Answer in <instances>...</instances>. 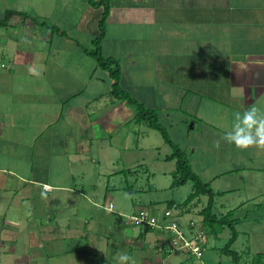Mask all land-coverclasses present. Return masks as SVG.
Returning a JSON list of instances; mask_svg holds the SVG:
<instances>
[{"label":"crops","instance_id":"1","mask_svg":"<svg viewBox=\"0 0 264 264\" xmlns=\"http://www.w3.org/2000/svg\"><path fill=\"white\" fill-rule=\"evenodd\" d=\"M42 1L12 0L10 2L15 4L11 9L6 7L11 3L4 5V0H0V18L7 10L23 12L20 8H26L24 12L37 15L38 22L14 15L7 27L0 28V67L6 69L0 72V257L5 264H28L37 260L35 256H39L41 250L28 256L23 248L17 250L20 241H30L33 248L42 249L55 246L62 238L71 239L73 245L75 238L81 237L89 242L90 249L86 250H92L89 258L97 262L99 256L94 252V240H88L89 234L85 231H90V223L95 226L96 218L103 222V218L111 216L113 194L111 196L106 189L100 197L99 182L94 179L91 187L95 192L91 191L92 196H82L86 200V216L80 212L82 205L62 215L65 208L60 204L72 192L80 193L78 188L83 191V187L73 185V180L74 173H80L89 164L87 156H91L97 175H104L103 170H98L99 160H95L94 151L99 147L111 149L115 135H121L124 127L134 122L136 112L111 96L112 88L97 90L96 83L104 84L96 77L100 68L95 59L92 63L81 62L89 55L78 45L73 48L68 41V48L57 47L60 57H56L53 48L48 51L57 35H63L50 32L44 18L52 20L53 26L68 23L70 30L78 29L81 38H91L88 42L92 44L99 33L98 21L103 8L90 6L86 0H46L53 8L47 12ZM109 1L111 12L102 41L106 52L118 51L124 45L122 39L135 37L131 34L134 28L138 39L132 38L131 43L148 44L146 54L143 49H130V60L121 64L122 84L126 79L128 92L146 106L150 98L152 108L159 110L160 119L171 120L175 111H181L186 113L179 119L182 124L194 122L192 130L202 126L210 131L206 133V143L196 139L193 146L196 152L197 148H203L196 172L212 183L215 192L224 193L217 197L224 198L232 192L238 194L235 202H239V208L255 205L258 209L264 208V0ZM95 9L98 12H94ZM29 38L37 40L35 48H25ZM10 53L13 56L6 65L3 60ZM85 64L93 68L90 75L82 77ZM135 73H142L148 82L145 80L138 85ZM77 83L81 85L79 90L74 89ZM4 86L10 88L4 89ZM38 96L43 101L38 102ZM174 96L176 100L171 105ZM176 101L181 103L176 104ZM35 115L47 119L44 122L40 119L38 124ZM217 140L224 147L219 146L222 152L214 156ZM128 142L126 137L122 144L125 151L129 148H126ZM104 152L109 157L108 151ZM118 158L114 156L110 162L113 168ZM204 160L209 161V170L205 168L206 162H201ZM76 166L78 169L74 170ZM81 194L83 192L80 198ZM108 197L109 204L106 203ZM225 203H228L227 198ZM151 206L150 210L155 209L158 214L159 207L153 202ZM174 209L177 208L167 210ZM59 214L62 215L60 221ZM179 215L184 216L180 211ZM42 216L46 217L44 223L37 225L35 218L41 220ZM80 218L88 225L82 234L79 233L81 227L73 225ZM122 218L121 223L125 224L127 221ZM62 220L67 225L63 231L60 229L62 237H58L56 231ZM109 223L99 225L96 231L92 227L90 237L98 234V230L109 233ZM19 225L23 231L27 227L37 232L30 231L32 238L27 239L19 232ZM149 233L155 243V250L149 253L151 261L167 260L172 264V254L178 248L168 253L164 251L170 246L167 244L160 249L167 234L160 230ZM120 234L122 238L126 236V244L145 251L144 236L148 234L139 237L142 242L138 238L134 240L132 228L131 233ZM109 235L112 239L115 234ZM187 235H196V232ZM10 243L15 247L8 249ZM183 253L188 259V254ZM134 258L133 264L149 263L147 257L142 262L140 256ZM84 261L83 264H88ZM181 261L187 260L184 257Z\"/></svg>","mask_w":264,"mask_h":264},{"label":"rangeland","instance_id":"2","mask_svg":"<svg viewBox=\"0 0 264 264\" xmlns=\"http://www.w3.org/2000/svg\"><path fill=\"white\" fill-rule=\"evenodd\" d=\"M10 1L12 0H7V1L4 0L5 2L4 5L11 3ZM42 2L44 3L45 6L43 8L46 9L47 12L50 9H53L52 7H50V4L46 0ZM14 4L11 3L10 6H6V7L12 9L14 7ZM79 7H82L81 3ZM20 9H22L23 12L26 10V8H20ZM93 11L98 12L96 11V9ZM31 16L33 17V20L36 21L37 15L34 14ZM44 22H46L47 25L52 27L54 25L52 24V20L46 18H44ZM55 25L56 27L54 26L55 28L51 29L50 32H56V33L64 32L65 34L62 37L56 34L57 38L54 39L53 43L49 44L50 46H48L49 48L48 51H50L51 48H53L55 51L57 47H60V49L64 47L68 48L66 44L68 41L72 42L73 48L76 45H78L82 50H88L93 47V45L90 42H88V39L91 38L85 37L84 39H82L81 38L82 36H80V32L78 31V29L77 31L75 29L70 30L68 28L69 26L68 23L67 24L55 23ZM124 28L128 30L130 27H124ZM131 34L135 35V37H125L124 39H122L121 44L124 45H121L119 50L115 51L112 54H108L106 52V46L102 45L104 50L103 51L104 56L113 57L119 60V62L123 65L124 63L126 64L130 60V49L132 51L134 47L137 49L139 48L141 50L143 49L146 54V51L148 50L147 47L148 44L134 45L133 42L131 43L132 41L131 39L137 38L136 37L137 30L135 28L132 29ZM123 40L126 41V43H123ZM32 43L33 45H30ZM37 45H38L37 40H31L30 38L27 39L24 44L25 48H35ZM56 55H57L56 57H60L61 53H58V50H56ZM12 56L13 54L10 53L9 56L5 60H3L6 65H9ZM77 57L78 55H75V58ZM68 58L69 55L67 56L66 59ZM86 60L87 63L95 62L94 58L91 57L90 55L89 57L86 56L83 57L81 59V62L82 61L85 62ZM92 68H93L92 65L85 64L83 69L84 74H82V77L85 76L86 74L90 75L92 72ZM5 70L6 69L0 67V72L4 73ZM129 76L130 75H127L126 78L129 79L130 78ZM135 76H136L135 80L138 85H140V82H144L145 80L148 82V78H144L142 73H140L139 75L135 73ZM96 77L104 81L103 82L104 84L102 85L96 83L97 90L108 91L109 89L112 88V81L109 73L106 70L100 68L97 71ZM123 79L124 77H123V69H122V80ZM14 83H16V81H14ZM77 84L76 86H74V89L77 88L79 90L81 88L80 87L81 85L80 83ZM91 85L94 86L93 82L91 83ZM121 85L125 90H127V88L129 87L127 86L126 79L123 81V84L121 81ZM8 88L10 87L6 86L4 89H8ZM18 98L19 97L17 96V100ZM37 99L38 102L43 101V98L40 96H38ZM175 100L176 97L174 96V98L171 99L172 102L171 105L174 104ZM11 101L13 102V100ZM152 102L153 101H151V99L149 98V101L146 103L147 104L146 107L148 108L154 107L152 105ZM177 103L180 104L181 102L176 101V104ZM125 105L130 107L132 110H135L129 104L126 103ZM161 109L164 110L162 106ZM171 112L174 111L172 110ZM38 113H40V111ZM181 114L184 116L186 113L181 111L177 113L175 111L171 120L170 119L166 120L164 117H161L160 122L171 133L173 141L178 143L183 149H185V151L187 152V156L190 159V162L194 170L196 171V163H198L199 158H202V156L199 154H201L203 148L201 149L197 148V152H196V147H194L193 145L196 139L201 143H206L208 141L206 139L207 137L206 133H210V131L203 129L204 127L202 126H198L197 129L192 130V128L194 127V122L191 123L189 122L188 125L186 123L182 124L181 123L182 121H179V119H182ZM35 117H37L36 120L38 124H40L41 121L42 122L46 121L47 119L46 117L40 118L41 119L40 121L38 115H35ZM188 130L192 133H187ZM196 133H198L200 137ZM126 137L127 139H129L128 145L126 147V148L129 147L127 151H125L122 147L123 140L126 139ZM215 137L217 139L218 136L216 135ZM208 139L210 140L211 137H209ZM219 144H220V140H217L216 149H213L214 156L222 152L219 146L224 147V145L223 144L219 145ZM110 147L111 149L108 148L103 149L102 147H99L97 149V152L94 151V158L95 160H99V162L96 164L98 166V170H100V172H102L101 170H103L102 173H104V175L106 174H111V175L109 177L108 176L105 177L104 175L98 176L96 169L93 167V164L91 163L92 161V159L90 158L91 156L90 155L87 156V159L89 160V164L87 163L86 169L83 168V171H81L78 174L77 172L76 174L74 173L75 180H73V185L75 187L84 188L83 191L78 188L80 193L83 192V194H81V198H80V193L72 192L70 194V197L69 198L64 197L63 203L60 204L61 206H63V208H65L62 209L61 211L62 215H64L71 209H74L76 211L82 205L83 207L82 209L80 208V212H82V214L86 216L87 215L85 214V212L87 211V208L85 207L86 200L82 196L84 195L92 196L93 193L91 194V191L95 192V188L91 187V182H93L92 180L95 179L94 181L99 182L97 183V185L99 192L98 194L100 195V197H101V193L106 190V188H103L104 185L105 187L109 185L110 188L109 193L111 196L112 194L114 196L112 198L113 209L110 212L111 216L107 215L108 218L106 219L103 218V222H100L99 219L96 218L95 226L92 223H90L89 224L90 231L88 230L85 231L87 234H89L88 240H92V239L94 240V244H95L94 252L99 256V258H97V262H92V260L89 258L90 256L88 255V253L89 252L92 253V250H89V252L86 251L87 249H90L89 242L87 240L82 239L81 237H78L75 238L76 243H74L73 245L71 244L72 242L71 239L64 241V239L62 238V239H58V242H56L55 246L53 247L51 246V248L47 247L42 249L40 247L33 248L31 246L30 241L27 242L20 241L19 243L16 242L19 245L17 247V250L21 251V248H23V251L28 256L30 253H33L34 251L39 252L41 250V253L39 252V256L38 255L35 256L37 260H33L28 264H83L82 261L84 260H87L86 262L85 261L84 262L88 264H95V263L96 264H133L136 262L134 258L136 256L137 258L140 256V262L143 261L144 257H147L146 260L149 261V263L146 264H164V263L170 264L167 260H165L164 262L155 259L151 261V259L149 258V253L151 252V250L153 251L155 250L154 249L155 243L153 236L150 237L149 236L150 233L146 231L148 228H145L146 229L145 230L142 228V226L129 221L126 222L128 224L127 226L125 225L126 223L125 224L123 223V221L121 223L123 216L125 217L126 221L128 219L134 221V218L137 216H133V215H138L137 213L139 209L150 210V208H153L151 206L152 202L154 203V205L159 207L157 209V213H158L157 227L159 230L161 228L172 227L171 230L177 233L179 238H180V234L184 236L182 242L189 243L191 240H194V238L196 237V246L197 245L199 246L200 244L202 246L200 255H197L196 257H191L187 255L188 259L183 253L185 251L184 249L181 250L180 248H178V250L173 249V251L174 250L175 251L172 254L171 257L172 259L170 260L172 264H180V262H182L181 260L184 259V257L187 261L182 262V264H234L231 256L221 253V249L227 244L229 238L231 237L230 228L226 226L221 227L219 225H215L212 228L213 230H211L210 227L208 228L206 226L204 227L203 217L199 215V211H201L202 208L207 204V197H203L202 203L196 200V202L198 203H195L194 205L195 207H192L191 211L186 212L184 216H182V218H180L181 216L179 215V209L178 210L174 209L173 211L167 210L168 209L167 204L171 200H176L178 203H183L192 192L193 185L189 182L184 186L178 188H172V182H173L172 173L176 169V163L165 161L164 157L166 155L172 154L173 149L169 144L165 142L160 132L150 128L146 122H143L141 124H136L134 121L132 124L124 127V132L121 135L119 134L115 135V142L113 143V145H110ZM119 147L121 151L119 150ZM136 147L137 149H134ZM208 147L210 148V146ZM104 151H108V153L110 154L109 157H107ZM117 155L119 157L118 158L119 160L115 168H113L110 165V162L113 160L114 156ZM116 158L117 157H115V159ZM216 161L220 163L219 159H216ZM201 162L204 163L206 162L205 168L210 166L207 163L209 162L207 160ZM75 169H78L77 166L74 167V170ZM124 169H131L133 172L130 174H117V175L114 173L116 171L118 172ZM207 169L209 170V168ZM108 179H110L109 182H107ZM231 193L232 192H229V194L224 198L216 197V204L213 211L217 217H222L223 215H226L228 212L235 210L234 219L238 222L236 224V229L240 234L237 242L233 246V249L238 251L242 256L241 264H251L255 254L264 253V208L258 209V207L255 205V206L247 207V209L246 208L241 209L238 206L239 202H235L238 201L236 200L238 194L235 193L231 194ZM110 197H108V200L106 202L107 204L110 203L109 200ZM226 198L228 199V203L224 204ZM102 200H104V197L102 198ZM59 201L60 199H58V202ZM61 214L57 216L59 217L58 221H60L62 218ZM164 217H166V219H164ZM44 219H46L45 216H42L41 220H37V218H35V223L41 226L44 223L43 221ZM108 222H110L109 225L111 226L109 229L111 231H109V233L106 231L99 232L98 230V234L94 233L93 235L94 237H90V232L92 231V227L95 229V230L93 229V231H96L99 225L101 224L106 225ZM66 225L67 224L65 220L59 222L58 230L56 231L58 237H62L61 232L59 231L61 228L63 231L66 228ZM73 225H75V227H81L82 230H79L80 234H82V231L84 232L85 227L88 226L84 218H80L79 220H76V222H73ZM144 226L146 227V225ZM21 227L22 226L19 225V229H20L19 232H21V234L24 233L27 239L32 238V233H30V231L37 232L36 230L27 227L25 228V231H23ZM131 228L134 230V234H135L134 240L138 238L137 240L142 242L143 240L139 238L141 234L143 232L148 234L144 236L145 243L147 244L145 246V251H147L146 253L143 249L135 248L134 244L132 245L130 243L129 245L126 244L125 243L126 236H124L123 238L121 237L120 232H123V235L125 233H131ZM191 231L196 232V235L188 236L187 233ZM65 232H67V230H65ZM109 234L111 235L115 234V235L114 237L111 236L112 239H109L110 236ZM7 247L8 249H10V247H15V244L14 246H12L11 243L7 244ZM249 252H251V254ZM7 255L8 254H6V256ZM6 258L8 259V257ZM0 264H5L1 260V257H0Z\"/></svg>","mask_w":264,"mask_h":264},{"label":"trees","instance_id":"3","mask_svg":"<svg viewBox=\"0 0 264 264\" xmlns=\"http://www.w3.org/2000/svg\"><path fill=\"white\" fill-rule=\"evenodd\" d=\"M87 3L95 8H103V12L99 18L98 21V29L99 33L93 40V47L88 50H84L88 55L93 57L98 67L106 70L110 78L114 81L112 85L111 90V96L114 98L123 101L127 104H129L131 107H133L136 112L134 116V121L136 124H141L143 122H146L148 126L158 132L161 133L162 137L164 138L165 142L169 144L172 149L173 153L170 155H167L164 159L167 162L176 161V169L172 173L173 182H172V188H178L181 186L186 185L187 183H191L192 186V192L188 196V198L183 202L176 204L174 200H171L168 202V209L177 208L181 212L182 215L185 214V212H189L191 208L195 205L196 202L199 201L202 203L203 197H207V204L202 208L201 211H199V215L203 217L204 227L207 228L210 227L211 230L215 225L223 226V227H229L231 230V237L229 238L227 244L221 249L222 254H226L232 257V261L234 264H241V255L238 251L233 249V246L237 242L239 238V232L236 229V224L238 223L234 217H235V210H232L228 212L226 215H223L222 217H217L214 213V207L216 204V197L218 195L224 194V193H217L214 191L212 187L211 182L205 181L200 174H198L191 162L190 159L187 156V152L185 149H183L178 143L174 142L172 139L171 133L168 131V129L160 122V116H159V110L155 108H148L146 105L136 98L132 96L130 92L123 89L121 85L122 81V66L119 60L113 58V57H105L103 54L102 49V41L104 40L107 32V20L111 12V5L109 0H101V1H95V0H86ZM14 15H20L24 18H31L33 17L25 12H20L16 10H7L2 18H0V28H5L9 25V22L11 18ZM56 27V26H55ZM54 26H50L51 29L55 28ZM57 29V28H56ZM55 29V30H56ZM58 30V29H57ZM62 35H64V32H61ZM133 171L131 169H124L116 173L117 174H130ZM114 175V174H113ZM109 177V176H108ZM110 179L108 180V182ZM107 191L110 190L109 185H107ZM135 192V191H134ZM188 209V210H187ZM150 213V214H149ZM138 215L133 216H139L143 220L142 223H136L137 225L142 226L143 229L148 228L147 232H154L156 230H159L157 227V214L155 213V209L152 210H139ZM154 219V223H150L149 220ZM166 219V217H164ZM133 222L131 219H128L127 222ZM146 225V227L144 226ZM195 226V225H194ZM161 232H165L167 234L166 241L163 242V244H160V249L163 247H166L165 245L171 244V242L177 237L176 233L173 232L169 228H161ZM147 233H142L141 236L146 235ZM196 238V237H195ZM191 241H195L196 239ZM170 247V246H169ZM185 252L189 256H197L191 253L190 249H184ZM164 251H169L170 253L172 250H167L164 248ZM251 254V252H249ZM251 264H264V253H258L255 254Z\"/></svg>","mask_w":264,"mask_h":264},{"label":"built area","instance_id":"4","mask_svg":"<svg viewBox=\"0 0 264 264\" xmlns=\"http://www.w3.org/2000/svg\"><path fill=\"white\" fill-rule=\"evenodd\" d=\"M4 67V65H3ZM45 189H49V186H44ZM143 220H145L144 218L141 219L139 216L134 218L135 223H142ZM133 221V222H134ZM150 223H154V219L149 220ZM169 229H172V227H170ZM176 238L171 242L172 244H170V247L168 248V250H173L174 248H180V249H190L191 253L194 255H200L201 254V244L198 246H196V240L195 241H190L189 243L187 242H182V239H184V236L182 234H180V238L176 233ZM198 238V237H197ZM196 239V238H195Z\"/></svg>","mask_w":264,"mask_h":264}]
</instances>
